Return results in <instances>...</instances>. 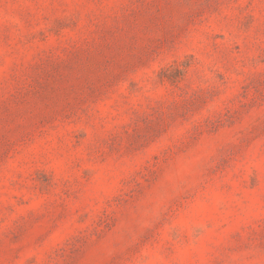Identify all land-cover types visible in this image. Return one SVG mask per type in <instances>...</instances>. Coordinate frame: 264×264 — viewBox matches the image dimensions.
<instances>
[{
  "label": "rangeland",
  "instance_id": "rangeland-1",
  "mask_svg": "<svg viewBox=\"0 0 264 264\" xmlns=\"http://www.w3.org/2000/svg\"><path fill=\"white\" fill-rule=\"evenodd\" d=\"M0 264H264V0H0Z\"/></svg>",
  "mask_w": 264,
  "mask_h": 264
}]
</instances>
